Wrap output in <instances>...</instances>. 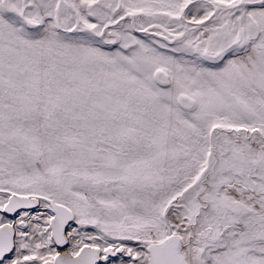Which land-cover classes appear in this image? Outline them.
Wrapping results in <instances>:
<instances>
[{"label":"snow or ice","instance_id":"6c2138e0","mask_svg":"<svg viewBox=\"0 0 264 264\" xmlns=\"http://www.w3.org/2000/svg\"><path fill=\"white\" fill-rule=\"evenodd\" d=\"M0 264H264V0H0Z\"/></svg>","mask_w":264,"mask_h":264}]
</instances>
